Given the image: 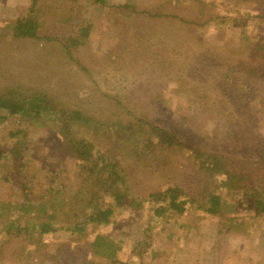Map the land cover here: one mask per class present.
Here are the masks:
<instances>
[{"label": "rangeland", "instance_id": "1", "mask_svg": "<svg viewBox=\"0 0 264 264\" xmlns=\"http://www.w3.org/2000/svg\"><path fill=\"white\" fill-rule=\"evenodd\" d=\"M127 1L39 0L33 16L41 34L52 39L38 41L14 39L11 28L32 0H0V89L45 91L66 113H85L66 138L53 114L22 125L0 119V149L7 151L0 157V214L17 216V224L33 232L43 222L56 230L30 234L32 242L24 244L3 245L7 236L0 235V246L6 248L0 264H77L85 259L119 264L88 252L87 242L98 233L120 248L115 258L121 264H264V221L251 203L245 206L224 192L221 215L204 214L190 200L199 189L190 151L151 146L140 157L144 144L158 143L159 127L182 137L189 149L212 151L222 127L216 107L201 111V100L209 95L225 114L239 117L236 99L232 104L229 95L234 91L251 102L242 112L248 134L264 141V90L243 75L234 77L237 84L230 91L215 89L223 68L249 62L264 73V0ZM124 2L128 9L119 10ZM161 60L166 63L159 65ZM213 62L215 72L209 71ZM135 117L146 118L151 127L132 140V132L121 130ZM16 131L22 133L13 137ZM80 142L101 159L124 166L131 198L179 185L187 211L156 215L154 210L166 204L153 202L119 209L103 227L66 230L82 211L79 204H64L71 202L78 181L68 151ZM63 201L64 208L56 207ZM41 203L55 218L30 209L29 204Z\"/></svg>", "mask_w": 264, "mask_h": 264}, {"label": "trees", "instance_id": "2", "mask_svg": "<svg viewBox=\"0 0 264 264\" xmlns=\"http://www.w3.org/2000/svg\"><path fill=\"white\" fill-rule=\"evenodd\" d=\"M38 1L32 0V5L28 12L22 16L19 15L13 21L11 28L13 29L14 39L38 41L52 39L46 34H41L36 19L37 16H33V13L37 11ZM124 1L126 2L127 0ZM125 2L118 6L119 10L120 8L128 9L129 6ZM126 3L129 4V1ZM73 43L75 45L81 44L76 39L73 40ZM164 63L166 61L161 60L159 65H163ZM215 64L216 62L211 64L209 71L215 72L213 69L217 68ZM218 72H222L216 78L218 82L217 86L221 88L216 86L215 89L220 91H224L223 88L230 91L237 84L234 77L237 78L239 75L252 80L257 89L264 90V73L259 72L249 62H242L235 66L223 68L218 70ZM260 79L263 80L260 81ZM198 94L199 92L197 91L193 95L198 96ZM229 95L234 100H232V104H234L236 99L235 104H238V110L241 113V115H238L239 117H233L234 115L229 113L225 114L223 107H219L220 103L214 100L210 101L211 96L209 95H204V101L201 100L203 102V105H200L201 111H210L213 107H216L215 114L219 118V127H222L221 136L215 144L210 145L212 151H203L195 148L189 149L180 141L182 137L179 138L175 132L170 131L166 127H159L157 129L158 143H149L148 147H145L147 144H144L141 148L146 151H142L140 157H146L145 154L148 149H151V146L160 147L164 150L179 148L190 151L191 164L196 167L194 173L200 184H197L199 189L195 190V194L197 191V198L193 197L194 199H190L193 207L203 210L204 214L211 216L221 215L220 210L223 205L222 193L227 192L229 195L236 196L237 202L243 201L245 206L251 203L256 216L264 221V141L254 133L248 134L249 125L243 124V120L247 118L242 116V112L246 111L248 106H251V102L248 99L244 101L235 91ZM231 98L228 99L231 100ZM260 101L261 99L257 98V102ZM55 106L57 107L50 95L45 91L34 88H22L20 86H10L0 89V110L4 112V115L0 118L1 120L15 119L18 124L22 125L26 122L40 119V117L45 116L47 113L53 114L61 123V126L57 130L66 138L68 134L70 135L71 129L77 127L74 122L82 120L85 113L83 112L82 114L79 111H75L72 114L66 113L65 109L56 108ZM260 106H264V104L262 103ZM68 114L71 115L70 119H68ZM87 123H90V121L88 120ZM146 127H151L146 118L135 117L121 131L124 134L132 132L135 135V138L133 136L132 140H136L142 138ZM20 133L22 131H16L12 136L14 137ZM217 149L219 152H215ZM9 151L13 152L15 150L10 149ZM68 152L74 157V165L78 169V181H76L71 202H57L56 207L64 208V204L68 206L80 205L82 211L74 215L79 220L74 222L71 227L66 228L71 233L81 232L85 229V226L90 224L103 227L110 223L112 215L117 210L125 208L138 209L144 204H151L153 202L158 203V205H167L163 208L162 206L156 208L154 210L156 215H160L161 211L168 210L177 214L187 211L185 205L188 200L181 199L185 195V190L179 185L167 186L166 188L149 192L145 196H137V199H134L129 196V176L124 166L118 161L113 162L112 160L101 159L97 151H88L85 144L81 142L77 148ZM6 155L7 151L0 149V157L5 158ZM25 196L27 202L33 201L27 195ZM108 198L110 199L109 202H107ZM29 206L30 209L35 208L38 213L48 220L56 216V213L50 208L49 213L45 212L44 203L37 205L29 204ZM17 218V216L5 218L0 214V235L7 236L3 245L9 244V242L13 243L14 241H21L23 244L24 242H32L29 237L30 234L32 236L34 234L39 236L56 231L51 226L52 224L43 222L39 226L38 232H33L28 226H19ZM5 221H8V225L4 223ZM93 238L90 243L87 242L89 244L88 252L93 253L94 256L99 258L109 260L111 263L117 262L121 264L115 258L117 250L120 249L119 247L114 246L112 242L106 241L101 236V233H98ZM23 244L22 246L17 245V248H23ZM107 244L110 247H107ZM4 250L6 251V248L1 245L0 256ZM57 251L60 250L58 249ZM77 264L103 263L101 261L85 259L79 261Z\"/></svg>", "mask_w": 264, "mask_h": 264}]
</instances>
